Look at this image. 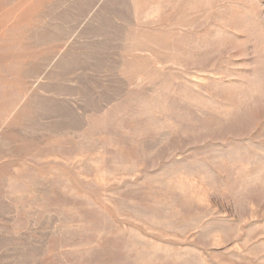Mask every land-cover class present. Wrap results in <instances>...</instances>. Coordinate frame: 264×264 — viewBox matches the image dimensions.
<instances>
[{
  "label": "rangeland",
  "instance_id": "374dc122",
  "mask_svg": "<svg viewBox=\"0 0 264 264\" xmlns=\"http://www.w3.org/2000/svg\"><path fill=\"white\" fill-rule=\"evenodd\" d=\"M0 264H264V0H0Z\"/></svg>",
  "mask_w": 264,
  "mask_h": 264
}]
</instances>
